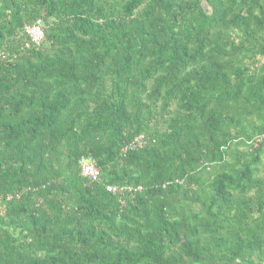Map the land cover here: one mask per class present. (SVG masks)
Segmentation results:
<instances>
[{
    "label": "trees",
    "instance_id": "obj_1",
    "mask_svg": "<svg viewBox=\"0 0 264 264\" xmlns=\"http://www.w3.org/2000/svg\"><path fill=\"white\" fill-rule=\"evenodd\" d=\"M262 134L264 0H0V264H264Z\"/></svg>",
    "mask_w": 264,
    "mask_h": 264
},
{
    "label": "built area",
    "instance_id": "obj_2",
    "mask_svg": "<svg viewBox=\"0 0 264 264\" xmlns=\"http://www.w3.org/2000/svg\"><path fill=\"white\" fill-rule=\"evenodd\" d=\"M24 33L28 37V41L26 42V47H38L40 46L42 40L44 39V25L41 21H37L34 24H30L25 26ZM145 143V138L143 135L137 136L133 141L122 148V153H126L129 150L140 149ZM251 143L254 146L261 145L264 147V134L255 138ZM79 168L81 170V174L88 178L92 182L100 181V169L96 165V161L92 157H82L78 161ZM106 190L112 194L122 193L126 190L129 191H137L141 190V187L133 188V187H123V186H110L106 187Z\"/></svg>",
    "mask_w": 264,
    "mask_h": 264
}]
</instances>
